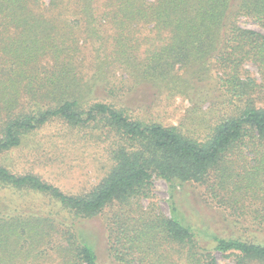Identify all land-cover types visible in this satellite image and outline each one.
Returning <instances> with one entry per match:
<instances>
[{"label": "trees", "instance_id": "1", "mask_svg": "<svg viewBox=\"0 0 264 264\" xmlns=\"http://www.w3.org/2000/svg\"><path fill=\"white\" fill-rule=\"evenodd\" d=\"M242 19L264 30V0H0V154L54 120L88 127L107 153L104 176L82 195L0 165V264H98L76 221L116 204L125 209L108 224L117 259L130 264L146 245L147 264H215L176 215L128 214L132 200L150 196L154 178L172 198L176 184H208L212 174V188L234 202L240 194L261 203L253 224L264 234V32ZM217 73L225 116L201 141L136 115L127 101L138 86L182 92ZM22 189L39 197L3 192ZM213 241L235 264H264V241ZM169 243L179 258L156 250Z\"/></svg>", "mask_w": 264, "mask_h": 264}, {"label": "rangeland", "instance_id": "2", "mask_svg": "<svg viewBox=\"0 0 264 264\" xmlns=\"http://www.w3.org/2000/svg\"><path fill=\"white\" fill-rule=\"evenodd\" d=\"M241 25L264 32L256 24L244 19ZM246 67L256 74L254 66ZM188 76L189 71L181 72L184 79ZM223 78L224 75L219 73L215 76L212 74L197 84H191L192 87H186L182 92H173L165 87L158 91L154 86L145 84L138 86L140 89L135 99L127 101L139 112L135 113L136 115L164 126H180L184 131H189L196 140L201 141L210 135L219 117L225 116V107L220 105L225 99V87L221 84ZM106 156L104 142L93 134L90 135L88 127H70L60 120H54L24 135L17 147L2 152L0 165L15 174L38 176L64 194L82 195L90 192L104 176L103 163ZM207 181L208 184H176L172 188L171 198L167 182L154 178L150 196L132 200V210H129L128 214L137 219L135 211L142 213L152 208L159 219L176 215L191 227L198 247L211 252L215 264H235L233 256L213 249V237H252L257 241H264V234L253 224L254 215L257 214L253 209L260 212L261 203L240 194L233 196L237 199V202H234L232 197L225 196V191L212 188V174ZM3 192L8 198L13 195L24 201L39 197L33 191L27 192L25 189ZM124 210L119 204L109 205L95 216L76 221L79 237L93 248L98 264H126L124 259H117L109 250L113 240L109 239L108 229V224L113 223L117 213ZM129 221L133 223L132 220ZM136 222L139 223L138 220ZM160 246L157 245L156 250L162 252L163 248L167 247L171 259L179 258L176 243ZM113 249L120 252L123 246L115 244ZM122 252L123 250L120 255ZM140 252L139 255L137 251L131 254L130 264H141L140 261L144 264L150 263V249L145 245L141 247Z\"/></svg>", "mask_w": 264, "mask_h": 264}]
</instances>
